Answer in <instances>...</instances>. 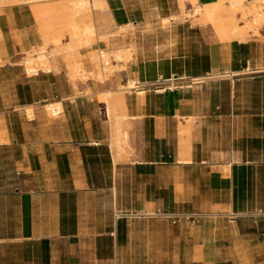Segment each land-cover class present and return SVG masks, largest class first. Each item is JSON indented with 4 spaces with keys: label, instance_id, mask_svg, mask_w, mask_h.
<instances>
[{
    "label": "crops",
    "instance_id": "obj_1",
    "mask_svg": "<svg viewBox=\"0 0 264 264\" xmlns=\"http://www.w3.org/2000/svg\"><path fill=\"white\" fill-rule=\"evenodd\" d=\"M22 6H6L7 17L0 16V90L12 86L20 78L27 79L17 63L22 50L29 48L25 37L27 29L10 24L11 17H8ZM128 8L129 3L123 0L114 8L123 15L112 12L116 26L128 25L131 19H136L135 16L131 18ZM133 24L136 36L154 38L157 35L158 40L161 37V44L167 46L163 50L165 57L157 62L170 61L171 65L179 66L188 57L173 56L174 47H169L170 44L174 46V39L182 46V31L187 28L196 31L192 46L196 44L197 58L202 54L207 57L208 76L251 71L252 67L254 72H264L258 69L264 67V35L262 39L252 36L244 42L222 43L216 40V35L212 38L206 27H194L191 21L173 23L167 29L149 25L151 32L159 31L156 35L147 33L148 25L144 20H135ZM186 34L190 36L189 31ZM46 75L49 74L42 73ZM175 77L178 80L174 90L158 93L161 82L168 85L164 88L172 84L169 76H163L145 83L150 85L144 97L131 94L135 102L126 103L125 108L131 118L129 143L132 153L129 152L128 157L121 155L115 162L116 151L111 145L107 123H96L99 132L84 139L79 140L73 133H54L49 138L38 137L37 142L32 143L34 149H29L28 143L27 162H20L24 171L18 170L23 189L19 191L23 236L10 240L49 241L51 264H61L63 258L66 264H143L148 261L157 264L153 260L158 250L157 234L123 230L119 220L132 221L131 218L144 217L152 211L177 217L175 225L191 219L196 224L213 212L240 213L243 201L240 187L244 189L245 170L241 181L240 166L232 165L229 182H226L221 171L224 165L201 155L199 146L204 140L205 127L211 121L208 113L211 107L196 101L198 88H202L193 83L200 78L198 75L188 69L176 73ZM56 78L61 79L60 76ZM97 105L107 110L105 103L97 102ZM4 109L5 103L0 102V149L15 142L8 124L10 113ZM190 120H194L192 128L188 125ZM184 128H190L191 165L179 164L176 160L180 131L185 133ZM233 167H236V177ZM95 170L108 174V178L102 182L94 180L91 173H96ZM191 173L200 176L191 178ZM194 204L198 205L200 213L195 212L191 206ZM106 213L111 216L109 225L106 220L102 223ZM97 216L101 217L99 223ZM178 233L181 234L175 249L178 260L172 264H222L217 259V240L213 241L209 231L180 230ZM145 238H149V242L143 240ZM143 254H149L147 261L143 260Z\"/></svg>",
    "mask_w": 264,
    "mask_h": 264
},
{
    "label": "rangeland",
    "instance_id": "obj_2",
    "mask_svg": "<svg viewBox=\"0 0 264 264\" xmlns=\"http://www.w3.org/2000/svg\"><path fill=\"white\" fill-rule=\"evenodd\" d=\"M107 1L111 14L103 13L92 18L91 25L95 31L92 36L94 43L92 48L107 49L109 43L114 42V46L129 47L131 58L126 64L117 63L113 59L114 65H125V67L115 69L111 74H108L105 84L96 80L95 69L90 62L89 48L85 46L79 55V61L87 75L85 81L77 79L74 82L72 80L63 56L57 58L55 62L52 61L59 71L46 76H42L40 73L37 77H29L23 67L26 53L43 46L46 38L52 39L60 34L65 39L68 35L67 24L62 18L52 17L39 23L35 18L34 9L57 6L61 2H52L47 5L38 4L36 7L23 5L21 8L14 9L13 14L9 11L10 24L21 25L27 29L25 37L28 40L29 48L22 50L17 62L27 79L20 78L12 86L3 87L0 90V102L5 103L4 112L10 113L8 124L15 141L8 148L0 149V241H2L0 242V264H51L52 248L49 241L10 240L21 239L23 236L20 216L22 199L19 195V191L23 192V189L18 170L24 171V169L21 170L20 162H27L28 143L29 149H34L35 145L33 144L37 142L38 137L49 138L54 133L61 135L73 133L79 140L80 138L84 139L87 135H92L93 132H99L96 123H107L112 145L115 143L117 135L116 117H129V115L124 109L121 110L117 94H112L108 99L116 109L110 119L107 110L97 105V102H106L103 92L114 91L120 85H127L130 80L142 82L143 84L138 85L139 89L123 93L125 102L132 104L135 99H132L131 94L144 97V95H139L138 91L146 92L148 90L150 84L145 83H152L154 80L162 79L163 76L174 79L176 73L190 69L192 74L198 75L200 78L208 77L207 57L202 54L200 58H197L194 49L196 44L192 46L193 41H196V31L186 30L187 28L182 31V46L174 39V46L170 44L169 47H174V52L171 53L173 56L183 55L189 58L182 60L179 66L171 65L170 61H156L165 57L163 50L167 46L161 44V37L158 40L156 34L159 31L152 30L151 32L149 25H161L167 29L172 27L173 23L191 21L192 26L195 27L200 21L193 18L191 7H188V11H186L188 14H183L180 0H123L130 5L127 10L132 16L131 18L135 16V20L139 22L144 20L148 25L147 33L156 35L154 38H142L136 36L133 24L135 20L132 19L128 24L132 25L128 32L124 35L119 34L120 30L112 21V12L123 16L121 12H116L114 9L121 0ZM5 7L0 8V16L7 17L8 14L4 13ZM140 9H144L146 12H141ZM174 17H176L175 20ZM163 19L171 21L164 24ZM206 29L210 31L213 38L215 32L212 28L206 27ZM188 31L190 36L186 34ZM260 32L257 36L251 32L249 38L254 36L262 39L264 28ZM102 37L103 40L99 41ZM52 50V46L49 47V52ZM192 59L193 62H190ZM263 68L259 67L258 69L263 71ZM251 69V72H254L255 68ZM54 75L60 76L61 79H57ZM225 79L207 80L198 85L202 88H198L200 92L196 101L205 102L211 107L208 110L211 121L205 127L204 140L200 144L199 150L202 151L201 155L205 159L208 156L213 162L222 164V166L232 163V165L245 168L240 213L232 215L216 212L215 216V212H213L210 217L204 221L200 220L201 222H196V224L191 219L175 225L177 222L174 221H178L177 217L171 216L167 219L158 212L152 211L145 214L144 217L131 218L132 221L119 220L123 230L133 229L157 234L158 250L153 259L157 264H172L178 260L175 249L181 237V234L178 233L180 230L209 231L213 241L217 240V259L222 264H264V72ZM166 86L168 85L161 82L158 84L157 90ZM58 101L63 102L64 112L59 117L52 118L46 113L44 106L47 103ZM29 106L32 107V110L28 113L26 109ZM65 113L67 118H65ZM31 115L34 116V121L30 118ZM4 122L3 120L2 124ZM193 123L194 120H190L188 125H192V128L194 127ZM130 130V120H123L121 132L126 133L128 137L125 152L122 153L123 157H128L129 152L132 153L129 143ZM188 136L190 137L189 133H183L182 130L180 141L189 138ZM201 160L199 158V161ZM95 172H92L91 176L99 182L105 181L109 176L98 172V170ZM190 175L191 178L200 176V174L193 173ZM191 206L196 213H200L197 204ZM102 218V223L105 224L103 221L106 220L107 225L111 224V216L108 213L103 214ZM97 219L99 223L101 217L97 216ZM172 234L174 238H172ZM143 240L149 242L150 239ZM187 246L192 245L187 244ZM146 252H148V248ZM142 258L147 261L149 254H143ZM145 263L151 264L149 261L143 262V264ZM61 264H66L64 258Z\"/></svg>",
    "mask_w": 264,
    "mask_h": 264
},
{
    "label": "bare ground",
    "instance_id": "obj_3",
    "mask_svg": "<svg viewBox=\"0 0 264 264\" xmlns=\"http://www.w3.org/2000/svg\"><path fill=\"white\" fill-rule=\"evenodd\" d=\"M52 2H61L57 6H47L34 9L36 20L41 23L45 19L59 16L66 22L68 35L64 39L63 35L54 36L52 39L46 38L44 45L34 48L33 51L26 53L23 61V67L28 73L29 77H37L40 73L52 74L59 71L56 64L52 61L63 56L67 64L70 76L75 82L77 79L86 80V73L83 70L82 63L79 61L80 51L83 46L89 48L90 62L95 69V78L101 83L105 84L108 80V74H111L115 69L124 68L125 65H114L113 59L117 63H127L131 58L129 47L114 46V42L109 43L107 49L92 48L94 43L92 36L95 33L91 25L92 18L95 15L109 13L111 14L110 6L107 0H0V8L7 5H30L36 7L38 4H45ZM181 11L183 14H188V7L192 8L193 18L200 21L198 25L203 27H211L215 32L216 40L222 43H230L234 40L244 42L250 33L254 36L260 34L261 29L264 28V0H180ZM176 17H174V20ZM115 24L114 20L112 19ZM170 19H163L166 24ZM243 23V24H242ZM132 25L117 26L120 30L119 34L124 35L128 32ZM119 38V37H118ZM103 40V37L99 39ZM100 43V42H99ZM53 44V45H51ZM98 44V43H97ZM53 48L49 52V47ZM100 47V46H98ZM126 61V62H125ZM251 73H261L260 71L251 72L250 70L237 73L228 72L225 74H211L208 77H201L194 79L195 85H200L207 80L214 79H228L240 75H248ZM225 79V80H226ZM172 83L169 87L158 90V93H166L175 89V78L170 80ZM140 83L130 80L127 85H120L114 91H105L103 95L106 99L107 115L111 119V115L115 113L114 106L109 101V96L117 94V101L121 110H125L126 102L123 97L125 91L132 92L139 89ZM139 95H144V91H138ZM44 109L52 118L59 117L64 112L63 102H50L45 104ZM28 113L31 112L32 107H28ZM30 115V114H29ZM34 121V116H30ZM130 117L117 116V135L115 143L112 144L113 150L116 151L114 156L115 162L120 158L128 142L126 133L121 132V122ZM131 119V118H130ZM185 133H189V128L185 129ZM181 132V131H180ZM189 137V136H188ZM4 144V140L1 139ZM192 150V143L190 137L180 141L179 149L176 152L177 163L183 165H191L190 154ZM232 163L226 164L222 168V175L226 182H229L231 176ZM215 216L217 214H214ZM118 219V217H116Z\"/></svg>",
    "mask_w": 264,
    "mask_h": 264
},
{
    "label": "trees",
    "instance_id": "obj_4",
    "mask_svg": "<svg viewBox=\"0 0 264 264\" xmlns=\"http://www.w3.org/2000/svg\"><path fill=\"white\" fill-rule=\"evenodd\" d=\"M245 170L244 167H240V171H241V181H242V178H243V171ZM233 173H234V177H236L235 173H236V167H233ZM241 190H242V195H243V189H242V185H241Z\"/></svg>",
    "mask_w": 264,
    "mask_h": 264
},
{
    "label": "built area",
    "instance_id": "obj_5",
    "mask_svg": "<svg viewBox=\"0 0 264 264\" xmlns=\"http://www.w3.org/2000/svg\"><path fill=\"white\" fill-rule=\"evenodd\" d=\"M158 214H160L161 216H164V217H170L171 218V215H166V214H163V213H161V212H158ZM181 216H178V218H180Z\"/></svg>",
    "mask_w": 264,
    "mask_h": 264
},
{
    "label": "water",
    "instance_id": "obj_6",
    "mask_svg": "<svg viewBox=\"0 0 264 264\" xmlns=\"http://www.w3.org/2000/svg\"><path fill=\"white\" fill-rule=\"evenodd\" d=\"M175 78H178V77H175Z\"/></svg>",
    "mask_w": 264,
    "mask_h": 264
}]
</instances>
